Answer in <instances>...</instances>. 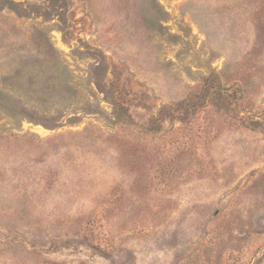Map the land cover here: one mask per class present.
<instances>
[{
	"label": "rangeland",
	"instance_id": "rangeland-1",
	"mask_svg": "<svg viewBox=\"0 0 264 264\" xmlns=\"http://www.w3.org/2000/svg\"><path fill=\"white\" fill-rule=\"evenodd\" d=\"M0 264H264V0H0Z\"/></svg>",
	"mask_w": 264,
	"mask_h": 264
}]
</instances>
